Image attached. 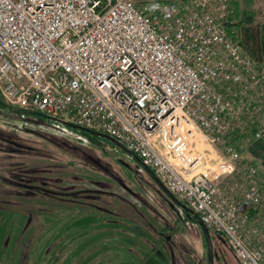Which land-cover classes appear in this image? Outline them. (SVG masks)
Segmentation results:
<instances>
[{
	"label": "built area",
	"instance_id": "1",
	"mask_svg": "<svg viewBox=\"0 0 264 264\" xmlns=\"http://www.w3.org/2000/svg\"><path fill=\"white\" fill-rule=\"evenodd\" d=\"M230 15L231 0H0V97L115 138L239 264H264V179L251 163L235 178L231 143L264 139V61Z\"/></svg>",
	"mask_w": 264,
	"mask_h": 264
},
{
	"label": "rangeland",
	"instance_id": "2",
	"mask_svg": "<svg viewBox=\"0 0 264 264\" xmlns=\"http://www.w3.org/2000/svg\"><path fill=\"white\" fill-rule=\"evenodd\" d=\"M231 12L238 40H262L264 0H231ZM95 139L0 104V264H208L207 241L188 212L128 148ZM240 149L235 178L251 163L263 179L264 144L247 138ZM213 247L214 264H239L219 237Z\"/></svg>",
	"mask_w": 264,
	"mask_h": 264
},
{
	"label": "water",
	"instance_id": "3",
	"mask_svg": "<svg viewBox=\"0 0 264 264\" xmlns=\"http://www.w3.org/2000/svg\"><path fill=\"white\" fill-rule=\"evenodd\" d=\"M63 124H66L74 129H78V130H82V131H85L87 133H91V134H94V135H97V136H100V137H104V138H107L108 140H110L113 144L119 146L120 148L122 149H125L126 146H124L121 142H119L118 140H116L115 138L111 137V136H108L104 133H100V132H96V131H93V130H90V129H87L85 127H82V126H78V125H74V124H71V123H67V122H63ZM127 148V147H126ZM130 151V150H129ZM130 153L134 156V158L136 160L139 161V163H141L145 169L148 171V173L153 177L154 181L158 184V186L163 190V192L169 197V199H171L173 202H175L176 204H178L179 206L183 207L187 212H188V215H192L194 216L195 220L198 222V225L200 226V228L202 229L205 237H206V240H207V243H208V264H213V259H214V247H213V239H212V235H211V232L209 230V228L206 226V224L200 219V217L194 213L193 210H191L186 204H184L183 202H181L175 195L172 194V192L169 191V189L165 186V184L160 181L155 173L153 172V170L151 168H149L148 166L144 165L142 160L137 156L135 155L133 152L130 151ZM110 175L112 176V178L114 180H116L119 184H121L122 186H125L123 184V182L121 181V179L113 174L110 173ZM219 238L225 242L224 238L219 236ZM173 264H175V262L173 261Z\"/></svg>",
	"mask_w": 264,
	"mask_h": 264
},
{
	"label": "trees",
	"instance_id": "4",
	"mask_svg": "<svg viewBox=\"0 0 264 264\" xmlns=\"http://www.w3.org/2000/svg\"><path fill=\"white\" fill-rule=\"evenodd\" d=\"M231 18H232V12H231V16H230V20H229V24H228V31L230 32V34L232 35V37H234L239 43L240 45L243 47V49L252 57L254 58L255 60L259 61V62H262L264 61V36L262 38V40H258V39H255L253 37V35L251 36L249 34V39L251 40V45H249V43H244V41H240L236 38V33H234L233 29H234V24L232 23L231 21ZM248 39V38H247ZM247 44V45H246ZM249 45V48H247ZM0 104L3 105V101L0 97ZM34 113H37V114H40V115H44L45 117H47L48 115L46 114H42L40 112H35L33 111ZM252 139V140H255V141H258L259 144H264V139H257L255 137V134L254 132H248L246 134H234L232 137H231V143L237 148V150L240 152L241 154V149H240V144L241 142L244 140V139ZM261 166L264 167V161L261 163ZM262 171V176H263V179H264V170H261ZM261 173V172H260ZM192 220L194 222H196L198 224V222L195 220V218H192ZM212 232V231H210ZM204 235V233H203ZM212 235V239H213V235H216V236H221L220 234L218 233H214L212 232L211 233ZM205 237V235H204ZM222 237V236H221ZM206 239V237H205ZM207 241V240H206ZM207 249H208V243H207Z\"/></svg>",
	"mask_w": 264,
	"mask_h": 264
},
{
	"label": "flooded vegetation",
	"instance_id": "5",
	"mask_svg": "<svg viewBox=\"0 0 264 264\" xmlns=\"http://www.w3.org/2000/svg\"><path fill=\"white\" fill-rule=\"evenodd\" d=\"M53 119H55V120H57V121H59V122H62V123L65 122V121L60 120V119H58V118H53ZM80 132L83 133V134H85V135H87L90 139H93V140H96L95 138L108 140L107 138L100 137V136H97V135H94V134H91V133H87V132L82 131V130H80ZM4 139H5V138H4ZM5 141L13 142V141H11V140L8 139V138H6ZM108 141H110V140H108ZM110 142H111V141H110ZM111 143H112V142H111ZM19 145H20V146H23L22 143H20ZM1 148H2V147L0 146V150H1ZM19 150H21V149H19ZM94 163H96L97 166L100 165L99 162H96V161H95ZM100 166H101V165H100ZM110 173L113 174L112 172L107 171V174H108V175H110ZM113 175H114V174H113ZM110 176H111V175H110ZM111 177H112V176H111ZM188 217L191 218V219L194 218V216H192V215H188ZM214 236H216V235H214ZM216 237H218V236H216ZM224 240H225V239H224ZM221 242H222L223 246H224L225 248H227L228 251L232 252V250L230 249V247H229V245H228V243H227L226 240H225V242H223V241L221 240ZM214 262H215V252H214L213 264H214Z\"/></svg>",
	"mask_w": 264,
	"mask_h": 264
}]
</instances>
